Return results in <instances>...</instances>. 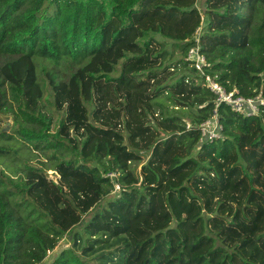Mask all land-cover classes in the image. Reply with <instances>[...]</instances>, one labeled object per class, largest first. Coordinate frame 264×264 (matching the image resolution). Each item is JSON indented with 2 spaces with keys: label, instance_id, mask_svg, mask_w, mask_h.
Listing matches in <instances>:
<instances>
[{
  "label": "trees",
  "instance_id": "16d2710c",
  "mask_svg": "<svg viewBox=\"0 0 264 264\" xmlns=\"http://www.w3.org/2000/svg\"><path fill=\"white\" fill-rule=\"evenodd\" d=\"M203 14L196 0H0V101L49 162L0 171V264H40L64 237L49 264H264V105L217 104L186 59L197 46L226 92L263 93L264 0H204ZM62 62L78 66L66 80ZM162 98L189 123L158 115ZM214 116L220 136L201 142ZM11 140L0 132L1 158Z\"/></svg>",
  "mask_w": 264,
  "mask_h": 264
},
{
  "label": "rangeland",
  "instance_id": "374dc122",
  "mask_svg": "<svg viewBox=\"0 0 264 264\" xmlns=\"http://www.w3.org/2000/svg\"><path fill=\"white\" fill-rule=\"evenodd\" d=\"M196 7L201 13V16L203 19L204 0H196ZM200 33H201V28H199L198 33L195 35L194 38H197V36ZM152 36L157 41L162 42L165 46V49L170 51L173 54V56L171 57L172 61L180 59V54L178 53L177 48L175 49L172 48V42L170 40L162 38L159 35H152ZM4 61H5V58H0V66L4 63ZM40 63L37 62L38 64L37 77H38V81L40 83V87L42 88V93H43V96L41 99V103L43 105V111L51 115L54 119H57L58 118L57 114L55 112H52V108L50 107L48 103V100H50V97H49L50 91H49V88L47 87L46 80L44 78L45 71L41 70L42 65H44L47 70H51V65L47 63H41V64ZM77 67H78L77 65H74L73 67H71V65L68 62H62L59 66V70L62 73L64 72L66 74V77H64L63 79L66 80L67 76ZM1 89L2 88H0V91ZM2 101L5 104H1L0 106V132H4L6 135H10L12 140L8 142V144L11 143L10 145L12 149H14L15 151L11 150L8 156L3 157V158L0 157V171H2L4 174H7L13 178H18L22 175L21 169H23V164L25 163L41 167L42 166L41 162H46L45 164L47 166L49 162L46 161V158H45L46 156L43 153L36 152V155L31 154L30 152L26 150V147L23 144L19 143L20 140H18V138L13 133V130H15L17 126L16 124L12 122V116H11L10 111L5 110L7 109L8 104L10 103L7 92L4 93L3 100H1L0 102L2 103ZM160 103L162 104V107L156 108V112L158 115L160 113L162 115H167V114L177 115L181 117V119H183L186 122V124L189 123V110L188 111L187 110H178V111L176 110L175 111L173 110V107L165 100V98H162ZM1 144H6V142L0 141V145ZM138 170H139V167H137V171ZM46 174L49 179H53V180L56 179L54 173L51 170L46 169ZM102 204L103 202L99 203L98 207L101 206ZM98 207L92 209L91 212L83 216L81 223L77 225L76 227H74L72 231H80L83 224L89 219L90 215L95 210L99 209ZM67 238L68 237H64L52 251L48 252L46 257L40 264H49L59 254L61 250L67 248L69 246V242H67Z\"/></svg>",
  "mask_w": 264,
  "mask_h": 264
},
{
  "label": "built area",
  "instance_id": "2783aa9c",
  "mask_svg": "<svg viewBox=\"0 0 264 264\" xmlns=\"http://www.w3.org/2000/svg\"><path fill=\"white\" fill-rule=\"evenodd\" d=\"M202 20V17H201ZM197 32L196 34L198 33ZM197 44V38H195ZM186 59L191 62L192 66L196 70L200 77H203L204 83L207 89L216 95V103H224L230 107V109L238 114L244 116H252L258 113V107L264 105V92H260L252 98H245L236 95V91L226 92L215 80V77H210L204 74L203 66L205 65L204 57L199 54L198 47L194 46L187 52ZM201 135V142L211 141L218 138L220 127L217 124V120L214 117L205 121L199 126ZM112 176V175H110ZM115 189H118L115 185Z\"/></svg>",
  "mask_w": 264,
  "mask_h": 264
}]
</instances>
